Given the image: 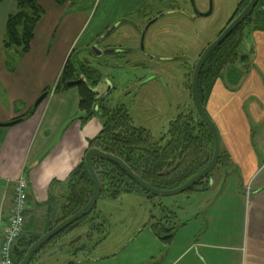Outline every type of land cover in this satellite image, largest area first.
Listing matches in <instances>:
<instances>
[{"label":"crops","instance_id":"1","mask_svg":"<svg viewBox=\"0 0 264 264\" xmlns=\"http://www.w3.org/2000/svg\"><path fill=\"white\" fill-rule=\"evenodd\" d=\"M37 1L43 14L29 51L12 70L0 59V122L22 116L13 125L0 126V237L20 175L28 180L22 235H42L54 224L64 202L68 175L83 159L88 140L101 130L99 117L80 119L79 95L74 87L50 92L28 111L39 94L56 82L67 55L78 45L76 40L86 20L82 12L68 14L67 2ZM260 23L248 32L253 41L245 61L250 62L246 77L234 83L222 79L213 82L204 98L208 106L219 111L220 129L215 125L223 158L215 166V174L209 175L208 189L196 192L195 200L187 195L189 205H194L182 222L179 220L181 225L170 228L171 241L179 243L172 246L178 251L166 254L169 264H227L222 244L229 238L227 224L234 226L238 238L239 264H264V23ZM98 31L86 36L79 47ZM173 205L180 208L178 203ZM169 211L176 220L177 213ZM72 232H65L62 241ZM136 235L140 238L141 230ZM65 247L49 249L36 264H73L61 253L53 254L60 248L69 252ZM153 263L158 264L159 259Z\"/></svg>","mask_w":264,"mask_h":264},{"label":"rangeland","instance_id":"2","mask_svg":"<svg viewBox=\"0 0 264 264\" xmlns=\"http://www.w3.org/2000/svg\"><path fill=\"white\" fill-rule=\"evenodd\" d=\"M165 1L167 4L165 3L161 8L172 7L176 12L162 16L154 22L148 29L143 43L145 51L157 56V59L152 60L153 65L151 64L149 68L135 67L133 64L124 63L122 68H110L102 64L103 60H109L107 55L96 56L90 51L89 43L94 38V35L89 42L84 44L83 48L79 46L85 42L86 36L90 33L94 34L98 29L101 31L103 23L107 24L115 19H120L121 23L117 28L118 31H115L113 39L109 38L107 42L116 41L121 47L129 49L127 59L147 61V58L140 51V44L137 38L138 28L144 20L137 18L126 7L133 3L134 0H67L68 14L79 11L85 14L86 17L84 28L76 40L78 45L72 51L71 60L77 63L85 59L89 65L103 71L112 86H110V82L102 84L99 92L102 93L110 87L108 97L111 105L123 103L134 125L148 129L156 137L165 129L169 119L179 113L187 112L190 108L192 109L194 103L190 92V82L193 66L199 53L224 28L240 0ZM262 1L264 0H259V2ZM193 4L199 12L207 14L192 16ZM15 11L16 6L13 0H2L0 2V59L5 61L7 68L16 66L22 58L17 48L5 49L2 45L6 18L8 14ZM250 16L251 21L245 29L242 43L243 49L239 54L240 56L247 55L252 46L251 41H253V38L248 33L251 27L261 24L262 16L260 11L254 8ZM131 21L137 23L135 24V26L138 25L136 30H133L135 27L132 29L128 25V22L130 23ZM104 46V42L100 44V48ZM249 63H241L239 61L232 66L226 67L220 75L214 78L213 82L215 83L222 79L224 83H234L237 79L246 77L249 68L247 64ZM144 76H148L146 77L148 79L151 77L155 81L140 87L139 78ZM146 78L142 79V81H145ZM162 82L165 83L162 84ZM54 85L55 81L49 87L50 92H52ZM213 86L209 90H205V99ZM74 88L76 87L74 86ZM2 89L3 84L0 81V93ZM204 107L212 121L220 129L218 108L208 106L207 100L204 102ZM216 168L211 171V174H215ZM187 195L194 200L197 196L196 192H182L168 196L152 195L150 197L143 192L123 193L115 200L99 196L95 203L94 213L98 212L100 216L95 221L104 225L106 229L105 238L101 241L99 247L96 249L91 247L92 243L96 242L99 237L97 234H92L91 240L84 237L77 242V247L85 246V252L78 251L77 254H73L60 248V250L56 249L53 254L61 253L73 264H154L153 261L158 259L160 264H169L170 260L166 254L167 252L178 251L172 249V246L179 243V241L177 240L175 243L173 242L175 239L171 241L173 234L168 229L173 227L176 229L177 225H181L178 224L180 223L179 220L182 222L184 214H187L188 210L192 209L194 204L189 205ZM174 203L180 204V208H176L173 205ZM162 206L166 209L169 207L170 210L176 212L178 214H176V220L173 221L171 211L167 212L168 209L162 211ZM151 215L156 216L161 223L162 221L166 222L160 224L158 226L159 229L157 227L154 228L151 226L153 221ZM233 229L234 226H231V224L225 226V231L228 233L229 238L222 242L225 245L224 252L227 264H239L238 260H236L239 242ZM138 230L142 232L140 238L136 235ZM84 232L87 233L86 225L84 226ZM157 233L160 236L172 235L167 240L162 238V236L159 237ZM154 234L156 237H154ZM62 236L63 234L57 239L59 241L65 239ZM59 241L46 245L41 251H38L34 256L32 255L30 264H35L49 249L58 248L57 243ZM65 248L70 249L72 247L66 246ZM162 258L163 260L161 261ZM188 259L189 255L185 257L186 262ZM184 262L181 261L180 264Z\"/></svg>","mask_w":264,"mask_h":264},{"label":"trees","instance_id":"3","mask_svg":"<svg viewBox=\"0 0 264 264\" xmlns=\"http://www.w3.org/2000/svg\"><path fill=\"white\" fill-rule=\"evenodd\" d=\"M13 1L16 11L8 14L6 18L2 45L5 49L17 48L20 56H23L30 49L35 26L41 19L43 10L37 0ZM53 1L59 5L67 2V0ZM248 1L240 0L236 13H239ZM250 15L214 47L203 61L198 77V90L203 106L205 90H209L214 78L226 67L240 61L239 54L243 49L245 29L251 21ZM71 55L72 50L64 61L53 90L68 89L67 82L77 80L80 76L84 77L83 81L75 85L79 95L78 108L82 112L80 119L86 121L97 116L101 121V130L95 137L88 140L87 149L97 148L120 158L144 182L160 189H169L184 183L209 162L213 152L212 134L209 126L199 117L194 105L187 112L179 113L169 119L165 129L156 137L148 129L134 125L123 103L111 105L107 92L99 93L97 85L104 75L98 69L89 65L85 59L77 63L73 62ZM5 66L7 67L6 64ZM44 91H47V94L50 93L49 88ZM34 108L36 107L31 106L28 111L31 112ZM21 117L17 118L21 119ZM222 158L223 154L220 151L216 165L221 163ZM92 166L100 182L99 196L113 200L123 193L143 192L149 197L152 196L142 190L117 163L93 156ZM209 175L185 192L207 190ZM93 187V180L82 159L68 175L66 192H63L64 202L59 208V214L54 223L80 210L91 197ZM162 209L166 211L165 208L162 207ZM99 216L98 212L94 213L93 208L88 215L40 245L32 255L34 256L46 245L58 241L57 238L72 227L86 225L88 238L92 239L93 231L96 230L100 234L97 238L98 242L103 240L106 229L104 225L95 221ZM151 219L153 227L158 228L161 224L160 220L154 215H151ZM51 226L49 225L48 229ZM157 234L167 240L172 235ZM39 236L26 237L21 233L15 250H12L13 264H18L24 252ZM83 249L85 246L77 247L75 252Z\"/></svg>","mask_w":264,"mask_h":264},{"label":"water","instance_id":"4","mask_svg":"<svg viewBox=\"0 0 264 264\" xmlns=\"http://www.w3.org/2000/svg\"><path fill=\"white\" fill-rule=\"evenodd\" d=\"M259 0H249L247 4L244 6V8L236 14L229 22L228 24L221 30V32L217 35V37L212 40L210 43L207 44V46L202 50V52L199 54L195 65L192 70L191 74V82H190V92L193 99V103L195 106V109L199 115V117L209 126L212 138H213V152L212 156L209 160V162L202 168L198 173L190 177L188 180H186L184 183L173 187L169 189H160L155 188L146 182H144L141 178H139L120 158L110 154L103 152L97 148H88L83 156V161L86 166V169L88 170L93 183V191L91 194V197L89 198L88 202L78 211L71 214L67 218L59 221L54 226H52L50 229H48L45 233L40 235L24 252V255L22 256L21 260L18 262V264H28L31 255L33 252L44 242L61 232L62 230L66 229L68 226L76 222L77 220L81 219L82 217L88 215L93 207L95 206V203L97 201V198L99 197L100 193V182L99 179L93 169L92 166V157L97 156L103 159H106L108 161H112L117 163L125 172L126 174L145 192L156 195V196H168V195H174L178 193L185 192L189 190L193 185H195L198 181L204 179L215 167L218 161V157L220 155V138L218 134L217 127L215 123L212 121L208 113L206 112L203 103L201 101L199 90H198V77H199V71L201 69V66L203 64V61L209 54V52L216 47L218 44H220L223 39L241 22H243L253 11L255 6L257 5ZM144 30H146V27H144ZM143 30V31H144ZM90 51L92 54L99 56L102 54V50H100L97 47L96 42L91 43L89 46ZM140 48H142V38L140 42ZM242 49V47H241ZM247 55H241L239 60L240 62H245L247 60ZM84 77L80 76L77 80H72L70 82H67V86L73 87L77 85L79 82L83 81ZM47 95V91H43L33 102V106L36 107L43 99H45ZM20 119H14L8 122H0V126L6 127L13 125L17 123ZM80 235L76 236L74 239L70 241V243H75L79 241ZM15 247H13V250H15ZM20 251V250H19Z\"/></svg>","mask_w":264,"mask_h":264},{"label":"flooded vegetation","instance_id":"5","mask_svg":"<svg viewBox=\"0 0 264 264\" xmlns=\"http://www.w3.org/2000/svg\"><path fill=\"white\" fill-rule=\"evenodd\" d=\"M165 3H166L165 0H134L133 3H131L130 5L126 6L129 12L133 13L140 20H144L142 25H140L139 28H138L139 32H138L137 38H138L139 44H140L141 38H142V48H140V51L143 53L142 55L147 58V61H142V60H137V59L134 60V59H130V58L127 59V57L129 56V54H128V52L130 51L129 49H125V48L121 47V45H119V43H116V41L115 42L112 41L111 43L107 42L109 40V38L113 39V34L115 33V31H118L117 28L119 27V25L121 23L120 19H115L113 22H109L107 24L103 23L102 26H101V31L99 30V32L94 36V38L92 39V41L89 44V45H91V43L96 42L97 47L100 50H102V54L107 55V57L109 58V60H107V61L103 60L102 64L106 65V66H108L110 68H115V67L122 68V65L124 63H130L131 65L133 64V65H135V67H149L150 68V65L151 64L153 65V63H152L153 61L152 60L157 59V56L155 54L148 53V51H145V48L143 46V43H144V40L146 38V34L148 32V29L160 17L165 16V15H167L169 13L176 12V10L174 8H172V7L171 8H167V9H162L161 7H163L165 5ZM192 8H193L192 16H196V15L199 16V15H206L207 14V13L199 12L194 7V4L192 5ZM236 8H237V5H236ZM236 8H235V11H234L233 15L228 20V22L236 14H238V13H236ZM134 22L135 21H131L130 23L128 22V25H130V27L132 29H133V27H135L133 30H136V27H138V25L135 26V24H137V23H134ZM228 22L226 23V25L228 24ZM144 27H146V30H144ZM103 42H104L105 46L103 48H100V44L103 43ZM146 77H148V76H144V77L139 78V80H140L139 83L141 85L140 87L145 86L146 84L150 83L151 81H155L151 77L149 79L146 78ZM145 78H146V80L142 81V79H145ZM107 82H110L109 79L107 77H103V79L97 85V90L100 91L99 89L102 86V84H107ZM164 83L165 82H162V84H164ZM110 86H112V83H111ZM107 89H110V87H108ZM108 91L104 90L102 93L107 92V94H108ZM64 230H62L61 232H63ZM69 230L70 231L74 230V232H72L71 237L66 239V240H64V241H59L58 240L59 242L57 244V247H60V246L61 247L62 246H64V247L65 246L74 247L72 249H69V251H70V253L77 254L78 252H75V248H77V246H76L77 242H79L84 237L85 238H88V237L86 236V233L84 232V229H82V227H74V228L69 229ZM94 234H97L98 236L100 235L98 233V231H96V230L93 231V235ZM78 235L81 236L79 241H77L75 243H70V241L72 239H74ZM89 239L91 240V238H89ZM99 242H98V239H97L96 242H93L94 244L92 243L91 247H95ZM80 252H85V249L81 250ZM38 261L39 260H37L35 262V264ZM30 262H31V257H30V260H29L28 264H30Z\"/></svg>","mask_w":264,"mask_h":264},{"label":"built area","instance_id":"6","mask_svg":"<svg viewBox=\"0 0 264 264\" xmlns=\"http://www.w3.org/2000/svg\"><path fill=\"white\" fill-rule=\"evenodd\" d=\"M256 9L261 12V21L264 23V1L260 2ZM27 188L28 180L23 175H20L14 183L11 212L0 237V264H13L11 248L20 236L24 226V212L27 208Z\"/></svg>","mask_w":264,"mask_h":264}]
</instances>
